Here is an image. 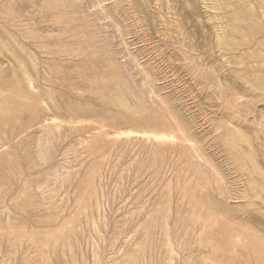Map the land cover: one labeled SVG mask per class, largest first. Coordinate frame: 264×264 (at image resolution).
<instances>
[{
    "label": "rangeland",
    "instance_id": "obj_1",
    "mask_svg": "<svg viewBox=\"0 0 264 264\" xmlns=\"http://www.w3.org/2000/svg\"><path fill=\"white\" fill-rule=\"evenodd\" d=\"M0 264H264V0H0Z\"/></svg>",
    "mask_w": 264,
    "mask_h": 264
}]
</instances>
